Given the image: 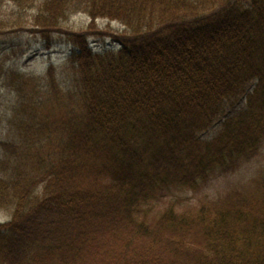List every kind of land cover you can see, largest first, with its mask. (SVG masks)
<instances>
[{"label":"trees","instance_id":"trees-1","mask_svg":"<svg viewBox=\"0 0 264 264\" xmlns=\"http://www.w3.org/2000/svg\"><path fill=\"white\" fill-rule=\"evenodd\" d=\"M20 29L73 49L41 75L0 50V264H264L263 174L181 206L264 147V0H0Z\"/></svg>","mask_w":264,"mask_h":264},{"label":"rangeland","instance_id":"rangeland-1","mask_svg":"<svg viewBox=\"0 0 264 264\" xmlns=\"http://www.w3.org/2000/svg\"><path fill=\"white\" fill-rule=\"evenodd\" d=\"M89 18L84 13L76 14L72 16L68 23L75 29H84L89 22ZM96 24L99 27H111L121 28L119 22L115 20H107L104 18L96 19ZM83 31V30H82ZM81 31V32H82ZM66 40L65 36H57L52 40H47L40 34L29 32L24 29H20L17 32H8L0 34V50L7 53V57L4 60V66L11 68L17 72H25L35 75L44 74L50 64L54 66L60 65L65 62L67 57L73 49V45ZM89 45L94 51H101L109 46L118 47V43L112 38L107 37L104 40L96 39L93 37L88 38ZM254 80L248 82L242 92L234 98L232 102H227L223 106L221 115H218L214 122L205 130L199 131L198 136L204 139L211 138L216 131V127L224 116L233 114L245 105V94L254 85ZM0 129L6 130L7 125L5 119L8 117L9 110V98L10 95L6 94L3 89L0 90ZM3 120V121H2ZM258 174L264 175V147L260 153L256 155L248 165L240 168L234 174L229 176H220L217 180H214L207 191L198 192L196 195L187 192L186 200H182L181 206L195 208L199 205V200L203 199L205 195H216L219 192L224 191L231 184L246 185L247 188H252L254 182L253 178ZM252 183V184H250ZM186 194L183 193L182 197ZM170 199H166L165 203H168ZM161 205L160 207H162ZM7 217L0 212V222H3Z\"/></svg>","mask_w":264,"mask_h":264}]
</instances>
